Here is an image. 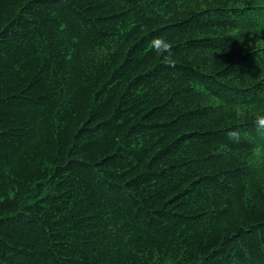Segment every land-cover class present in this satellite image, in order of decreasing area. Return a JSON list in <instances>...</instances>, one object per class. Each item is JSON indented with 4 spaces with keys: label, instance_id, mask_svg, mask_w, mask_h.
<instances>
[{
    "label": "trees",
    "instance_id": "1",
    "mask_svg": "<svg viewBox=\"0 0 264 264\" xmlns=\"http://www.w3.org/2000/svg\"><path fill=\"white\" fill-rule=\"evenodd\" d=\"M236 107L264 111V0H0V264H264Z\"/></svg>",
    "mask_w": 264,
    "mask_h": 264
},
{
    "label": "clouds",
    "instance_id": "2",
    "mask_svg": "<svg viewBox=\"0 0 264 264\" xmlns=\"http://www.w3.org/2000/svg\"><path fill=\"white\" fill-rule=\"evenodd\" d=\"M150 48L157 55H164L166 59H171V50L172 44L164 37H155L150 42ZM232 114L237 120L247 119L249 116H252L253 123L258 131L264 132V111H259L256 113H250L246 109L236 107L232 110ZM229 140L234 143H239L240 141V132L238 129L234 128L229 130L227 133ZM256 150H254L255 153Z\"/></svg>",
    "mask_w": 264,
    "mask_h": 264
}]
</instances>
